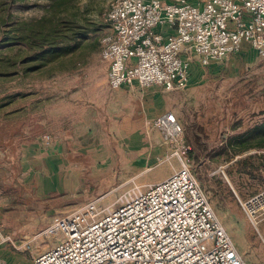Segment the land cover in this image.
I'll list each match as a JSON object with an SVG mask.
<instances>
[{"label":"rangeland","instance_id":"374dc122","mask_svg":"<svg viewBox=\"0 0 264 264\" xmlns=\"http://www.w3.org/2000/svg\"><path fill=\"white\" fill-rule=\"evenodd\" d=\"M111 1L0 0V226L14 238L0 253L32 259L56 243L40 236L53 218L92 200L109 208L125 190L179 169L167 159L159 130L149 132L151 146L145 129L142 138L137 132L128 139L106 109L119 98L100 60ZM198 66L191 85L168 92V110L183 129L193 175L237 252L248 264H264V218L253 224L239 203L264 184L238 174L256 165L264 149L226 164L225 152L217 156L223 138L264 120V57L245 48L222 65ZM152 88L133 87L123 99L135 102ZM31 151L43 154L35 159Z\"/></svg>","mask_w":264,"mask_h":264},{"label":"built area","instance_id":"2783aa9c","mask_svg":"<svg viewBox=\"0 0 264 264\" xmlns=\"http://www.w3.org/2000/svg\"><path fill=\"white\" fill-rule=\"evenodd\" d=\"M106 21L111 33L102 40L100 60L113 90L134 83L184 90L193 62L222 65L245 48L264 57V0H112ZM150 123L179 169L125 190L109 208L92 200L53 218L40 236L56 243L32 264H248L193 175L174 114ZM239 203L253 224L264 218V190ZM13 240L0 226V246Z\"/></svg>","mask_w":264,"mask_h":264},{"label":"crops","instance_id":"0c3cea01","mask_svg":"<svg viewBox=\"0 0 264 264\" xmlns=\"http://www.w3.org/2000/svg\"><path fill=\"white\" fill-rule=\"evenodd\" d=\"M197 64L198 63L196 62H193L191 64L189 85H191L190 83L192 82V68H194ZM214 65L210 66V68L214 67ZM137 86V83H134L131 86H125L123 88H120L119 90H116L117 92H115L114 95L119 98L115 99L116 101H112V103H110L109 100L108 104H106V109L109 110L110 113L113 112V120L117 122L118 126L120 127V130L124 133V135H126V137L127 135H129L128 139H132V137L137 136V132L141 134L140 138H142V130L145 129L147 138L149 140V132H153V127L150 128L149 126L150 122L156 117L166 112H172L168 110L170 108V105H167V95L172 93L163 92L158 88H152L142 94L138 100L136 99L135 102L131 103L123 99L126 98V96L131 92L130 89ZM161 93H164V95H162ZM90 107L93 109L94 105ZM38 114H40V112ZM133 139L135 140L136 137ZM162 141L167 147V144L165 143L164 139ZM148 143L149 146L152 145L151 140H149ZM51 145L53 146V143H51ZM166 150V152L169 151L168 148ZM30 154L33 155V158L39 159L42 156L43 152L31 151ZM52 154L54 156L58 155L54 151L52 152ZM32 259L26 253H18L11 251H5L4 253H0V264H32Z\"/></svg>","mask_w":264,"mask_h":264},{"label":"trees","instance_id":"16d2710c","mask_svg":"<svg viewBox=\"0 0 264 264\" xmlns=\"http://www.w3.org/2000/svg\"><path fill=\"white\" fill-rule=\"evenodd\" d=\"M43 1L53 4L59 0ZM222 143L224 144L217 156H221V153L225 152L226 156L224 159H222L224 164L228 163L233 158V156L243 152L253 149H264V120L259 121L243 134L230 136L229 138L225 139L223 138ZM254 157L258 159L257 164L250 165L247 169L238 171V174L240 177L245 175L248 179L258 180L264 184V153L258 154Z\"/></svg>","mask_w":264,"mask_h":264}]
</instances>
